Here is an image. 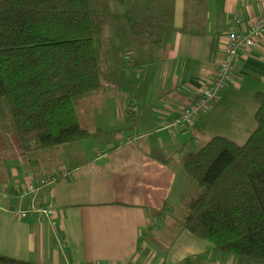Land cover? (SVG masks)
Segmentation results:
<instances>
[{
    "label": "crops",
    "instance_id": "0c3cea01",
    "mask_svg": "<svg viewBox=\"0 0 264 264\" xmlns=\"http://www.w3.org/2000/svg\"><path fill=\"white\" fill-rule=\"evenodd\" d=\"M183 11L184 0H175L173 26L154 48L134 49L117 20L108 28L114 66L102 76L99 108L107 123L111 90L118 88L113 111L137 118L117 132L106 123L87 128L102 133L81 141L87 162L70 176L60 178L66 165L32 169L20 142L0 136V254L39 264H220L219 250L188 230L174 234L175 219L163 216L181 177L187 180L181 157L193 150L189 140L225 135L242 143L255 127L253 96L264 92V33L191 126L168 134L163 125L209 86L228 32L244 31L264 14V0H202L190 32L180 30ZM84 115L92 120L86 108ZM46 172L55 181L40 184ZM45 207L54 214L38 212Z\"/></svg>",
    "mask_w": 264,
    "mask_h": 264
},
{
    "label": "trees",
    "instance_id": "16d2710c",
    "mask_svg": "<svg viewBox=\"0 0 264 264\" xmlns=\"http://www.w3.org/2000/svg\"><path fill=\"white\" fill-rule=\"evenodd\" d=\"M174 1L0 0V132L18 138L32 169L85 164L80 142L102 133L80 125L78 106L105 88L102 76L114 66L105 36L112 6L132 47L154 48L173 26ZM201 6L184 0L182 32ZM253 97L255 127L244 142L214 135L181 157L196 189L181 194L171 229L210 243L220 264H264V92ZM0 264L39 263L0 254Z\"/></svg>",
    "mask_w": 264,
    "mask_h": 264
},
{
    "label": "built area",
    "instance_id": "2783aa9c",
    "mask_svg": "<svg viewBox=\"0 0 264 264\" xmlns=\"http://www.w3.org/2000/svg\"><path fill=\"white\" fill-rule=\"evenodd\" d=\"M237 22H239V20H237ZM263 33L264 14L254 19L244 31L233 29L228 32L221 57L210 79L209 86L202 89L193 101L179 109L177 113L163 125V129L166 133L175 134L191 126L197 113L206 112L211 105L220 98L221 92L228 86L232 79L234 67L240 55L246 49L254 46L257 39ZM60 174V178L71 175L70 171L64 167L60 168ZM51 181H55V175L47 172L39 182L40 184H44ZM33 189L34 186L30 185L26 191H31ZM38 212L44 215H51L54 214V209L52 207H45L38 209ZM19 214L23 216L25 212H19Z\"/></svg>",
    "mask_w": 264,
    "mask_h": 264
},
{
    "label": "rangeland",
    "instance_id": "374dc122",
    "mask_svg": "<svg viewBox=\"0 0 264 264\" xmlns=\"http://www.w3.org/2000/svg\"><path fill=\"white\" fill-rule=\"evenodd\" d=\"M117 9H119V8H117ZM121 10L122 9H119V11H121ZM112 14L114 15L113 24L115 25V22H116V19H117V24L120 26L119 27L120 30L123 31V29H127V26L125 24L124 19L122 17H120V16L117 17L115 5L112 6ZM97 93H98L97 96H94L95 95L94 94V95H92V96H90L88 98L82 99L80 104H79V106H78L80 125L83 128L91 129L92 126H94L96 124H105L106 123V121L104 120L105 113L103 111H101L100 108H99V101L101 99L100 97H101L102 91L97 92ZM111 93H112V97H113L114 104H115V102L118 99V97L119 98L121 97L122 91L119 90L118 88H112ZM92 102H94V103H92ZM114 104L112 106H110L109 114H108V116H109L108 120L109 121H107L106 124H108L107 126L112 128V130H116V131L126 130L125 128H126V126H128L126 124L129 123V122H133V120L128 119L123 114L115 113L113 111ZM85 108L89 112H91V116H92V120L91 121H88V119L84 115ZM95 108H97V111H99L100 114L98 112L97 113L93 112V110ZM254 122L255 121L253 120L252 126H254ZM99 130H101V129H99ZM132 130H133V128L131 127L130 131H132ZM137 132H139V131H137ZM0 136L11 138V139H15V141H19L18 138L11 132L10 133L9 132H0ZM207 140H208V137L206 139H204V138L200 139L199 140L200 143H197V141L189 140V146L193 150H196V148L198 149L199 146H202V145H199V144H204ZM242 141H243V139H242ZM81 154L84 157L82 151H81ZM174 165H175V167L178 165L177 161L174 162ZM46 173L44 174V176L46 175ZM178 187H179L178 192H176V193H174L172 195V197L170 198V201L168 202L167 207L165 208L163 218L164 217H168L170 219H177V218L181 217V211H180L181 210V199H180L179 194L181 192H189V191H192V190L196 189L195 183L192 182L188 177H187V180H186L185 176L181 177Z\"/></svg>",
    "mask_w": 264,
    "mask_h": 264
}]
</instances>
